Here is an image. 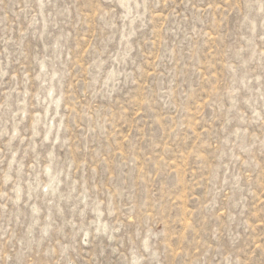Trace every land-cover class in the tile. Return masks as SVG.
<instances>
[{"label":"rangeland","instance_id":"1","mask_svg":"<svg viewBox=\"0 0 264 264\" xmlns=\"http://www.w3.org/2000/svg\"><path fill=\"white\" fill-rule=\"evenodd\" d=\"M0 264H264V0H0Z\"/></svg>","mask_w":264,"mask_h":264}]
</instances>
